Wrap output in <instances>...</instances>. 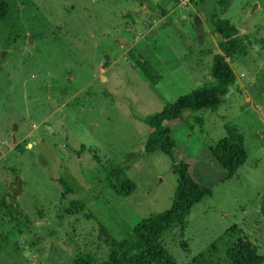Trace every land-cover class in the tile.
I'll list each match as a JSON object with an SVG mask.
<instances>
[{"label": "rangeland", "instance_id": "374dc122", "mask_svg": "<svg viewBox=\"0 0 264 264\" xmlns=\"http://www.w3.org/2000/svg\"><path fill=\"white\" fill-rule=\"evenodd\" d=\"M7 2L0 15V264H72L85 254L106 260L107 237L120 240L172 207L178 176L168 155L146 153L152 129L145 118L212 80L220 51L215 13L252 48L231 61L237 82L219 110H203L199 122L185 111L166 123L179 142L177 161L212 195L161 243L177 264H228L229 246L241 239L264 255V0H232L224 11L220 0H151L166 13L144 0ZM228 127L243 133L248 151L234 176L209 151ZM115 165L135 182L131 194L106 182ZM78 200L83 212L72 211Z\"/></svg>", "mask_w": 264, "mask_h": 264}, {"label": "trees", "instance_id": "16d2710c", "mask_svg": "<svg viewBox=\"0 0 264 264\" xmlns=\"http://www.w3.org/2000/svg\"><path fill=\"white\" fill-rule=\"evenodd\" d=\"M147 2L151 10L164 7L157 6L151 0ZM232 0H220L222 10H227ZM7 0H0V15L7 14ZM211 24L218 36L219 52L213 57L211 66L212 80L180 96L176 101L167 103L164 108L145 118L151 132L145 143L147 154L162 152L172 161V168L178 176V184L174 193L172 207L154 216L141 219L120 240L106 238L110 246V254L106 260L100 261L92 254L76 258L72 264H177L161 243L163 235L180 226L184 228L187 219L196 204L211 196L208 187L198 183L190 173L187 162L177 161L178 140L167 122L181 119L185 111H190L196 122L198 113L203 110L217 111L225 102L229 88L236 84L237 75L231 61L248 55L252 41L242 35L239 28L228 18L218 13L211 16ZM150 65V62H147ZM153 71V67L151 66ZM214 160L227 172L234 176L248 159L245 136L237 127H228V135L209 147ZM106 182L116 188L120 194L129 195L136 189L135 182L128 176L122 165H115L106 172ZM69 189V188H68ZM86 203L82 200L72 202V211L83 212ZM228 264H263L264 255L250 240L241 239L229 246L227 250Z\"/></svg>", "mask_w": 264, "mask_h": 264}, {"label": "water", "instance_id": "95a60500", "mask_svg": "<svg viewBox=\"0 0 264 264\" xmlns=\"http://www.w3.org/2000/svg\"><path fill=\"white\" fill-rule=\"evenodd\" d=\"M121 40L124 41V39H121ZM17 128H18V126L16 125L15 128H14V133L12 135L13 143H16L18 141V139H17V132H16Z\"/></svg>", "mask_w": 264, "mask_h": 264}]
</instances>
